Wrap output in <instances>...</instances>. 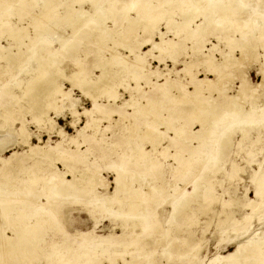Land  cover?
I'll list each match as a JSON object with an SVG mask.
<instances>
[{
  "label": "rangeland",
  "instance_id": "374dc122",
  "mask_svg": "<svg viewBox=\"0 0 264 264\" xmlns=\"http://www.w3.org/2000/svg\"><path fill=\"white\" fill-rule=\"evenodd\" d=\"M0 1H2L3 3L1 4L0 2L1 4L0 6L3 5V8L0 9V18L2 17L1 20H5L8 26L10 27H16L17 25L26 27V36L27 35L28 37L33 36L34 28H32L33 27L32 21L33 23L35 22V24L39 23L41 16L39 15L40 14L39 3L38 4L36 3L35 8H32L30 10L25 9L26 14L23 11L22 15H20L21 13L19 14L16 12V10L18 9H16L17 7L15 6L17 2H22V1L16 0L14 1V3L13 0H0ZM102 1L103 0H100L99 3H102ZM118 1H119L118 2L119 6H121L125 2H128V0H118ZM260 1L261 0H253L248 2L246 5L251 9L253 7L259 8L257 7V5L258 3H262ZM106 4L107 3H104V5ZM154 4L157 3L154 2ZM73 6L75 8L81 7L83 9L92 12V7H91L92 5L88 1L83 3H75L73 4ZM259 9L263 10V8L261 7ZM163 11L165 12L164 8L163 10L161 9L160 12H157L159 17L156 18H160V16L163 15ZM179 12L180 11L177 8L170 12V15L173 13L171 16L172 19L171 21L173 23L181 22L183 13L181 12L182 13L181 14ZM54 13H55L54 16L56 18L59 15L61 16L64 14L62 7L61 8L58 7L54 11ZM3 14H5L7 19H5ZM128 15L135 16V13L130 12ZM119 18L121 19V17ZM120 19H118V21L116 22L113 20H107L105 21V23H103L102 26H104L109 31L111 30V33L105 36L104 40L100 38L104 32V29L102 28L94 29L92 33L90 32L88 34H86V32L84 31L85 35L84 33H82L79 37L76 35H72L73 32L71 28L69 26L67 27L64 25L62 29L59 27L53 28V30L56 29L54 31L55 34H53V31L45 29L47 32L43 31L42 34L39 35L41 41L38 43V45L41 46L45 44L46 41L49 42V40L51 39L53 43L50 45V50L55 51L56 49L60 48L61 46L60 42L54 43L55 41L54 35H58V36L61 35V37L63 36V38L65 39L69 38L71 40L73 39V41L75 42L77 41L74 50L67 49L62 51L63 53L57 54L58 57L62 60L59 64L57 63V67L58 69L62 70L64 74H70V72H75L78 73L77 74L79 75L77 76L78 78L82 76L80 77L82 79L84 76L88 79L94 80L99 75H102L101 69L98 65L102 62V60L110 56V53L113 54L114 52L117 53L114 54L116 55V57L119 56L124 57L125 55L126 56L125 59L127 60L126 66H129L130 65L129 63H131L130 61L133 60V56L135 52L137 54H141L146 52L151 47L150 45H146V44L141 45L140 47L137 48H135L136 47L135 46L134 47L135 52L131 53L128 50V47L129 46L132 47L136 45L137 40H134L136 38L131 39L129 40V42L122 45L121 43H116V41L114 40L119 39L118 38V36L120 35L119 32H122V30H124V27L127 26L126 22L124 20L121 21ZM53 20H54L53 18L49 19L47 21L48 22L47 25H49V23L51 25ZM201 20L203 19H201V16H199L195 19V22L199 23ZM147 21L148 23L151 22V20H146V22ZM163 21L165 22V20L161 19L160 22L159 21L157 22L156 28L154 29L153 33H151L152 39L154 41H160L159 32H163L164 33L163 38L165 40L172 39L173 41H179V45H177V47L175 45L173 50L167 49L163 55H160L159 59L153 57V54L157 55L159 53L157 52L158 50L155 49H154L155 51L152 50V52H150L151 51L150 50L147 51L146 54H143L144 68L142 72L139 73V75L143 74L144 76L141 75L143 77L138 75L134 76L132 72L131 73H129L130 71L128 72L127 67L123 68V66L121 67L119 66L121 72L118 76L117 73H112V71H110L113 69L114 70L117 69L118 68L117 66H106L105 69L109 72L110 77L114 79L113 80L111 78L115 83L113 84V89L114 90L117 89L115 90V93L119 97H117L116 102L113 103L111 99L107 98L105 93L99 95L98 98L96 99V102L99 105V107L104 111H111V112L113 111V112L110 113V115L109 114L107 116L104 115L106 117L102 118V120L100 119V123L98 122L97 127L86 129L83 132H80L81 134L78 133L77 130H79L80 127L84 125L87 120L86 119L87 116L86 115L83 116L81 112L83 113L84 108H94L95 106L88 97V95L85 96L78 86L71 87L70 86L71 84L68 81L64 80L63 78H59L58 84L61 87L60 89L62 91H67L72 98H76L75 100L77 102H75L76 104L72 109H75L80 114L79 116H73L72 113L70 114L71 107L68 106L70 104L68 100H64L63 102L57 100L55 104L57 107L60 108L59 111H57L56 113L54 109H50L46 115H43L41 117L42 120L41 122H39L40 125L39 124L37 125L38 122H36V120L33 119V114L27 112L24 109H21V111L19 110V106L21 105L26 106L24 99L21 100V98H19L18 101L21 105H17L16 104L17 102L16 101L14 102L15 99L12 97L13 94L16 95L21 94L19 86L21 87L23 83L27 80V78H29V76L31 75L30 71H32L36 65H37L36 66L37 69H39V67L40 68L42 67L41 62L36 58L35 55H33L35 52V48H31L29 50L28 56L24 58L22 61L18 60L13 64H9L6 62L5 59L0 58V85L3 84V88L0 89V113H1L0 125L6 122V125L4 124V127L6 128L3 129H7V126L9 124L10 125L8 127L12 126L14 129H19V127L21 126V121L19 119L8 121V119H6L5 117L8 112L7 110L13 108L14 111L17 110L16 114L18 118H21L24 121L25 127L27 128V130L31 135L30 143L32 144H36L39 146L55 145L58 141H61V137L57 132V130L59 131L60 129H62L64 133L66 132L65 133L66 137L70 138L72 135V137L76 138L75 140L78 139V141L76 142H79L80 144L79 149L84 150L88 148L89 151L87 153L77 152L76 145H74V143L72 144L70 140L66 142L65 141L62 142L61 146L59 147V150L66 151L64 155H66L67 158L73 155L72 157H74L75 160L72 158L69 159H71L70 161H72L76 165L75 167L76 175L81 174L79 173L80 170H84L86 175H88L89 173H95L97 175L99 181L102 183V186L97 188L100 195H103L106 192H112L114 190L115 187L114 176H116L114 172V168L117 166L122 167L125 158H127L128 156L130 157L132 156L131 161L134 162V164L135 163L137 164L140 163V164L137 166L138 170H135L136 165L132 167L130 166L132 171L129 170L127 172L128 176L129 174H131L129 177L126 175L127 173H125V181L127 178L126 182L127 183L129 181L131 182V183L129 182L130 184L126 185L128 186V188L130 186L131 189L137 187L140 181L144 183H149L150 181H153L154 183H160L161 180L164 179L165 182L168 183V189L165 192V194L159 199L153 200L152 202L153 208L151 205L150 206L151 209L147 211L146 215L138 216V220H137L138 222L144 221L147 224V232L145 234H142L141 236H138V238H142V240L148 242V243L146 242L147 243L146 248L150 251V254L143 261L148 262L149 260H152L153 264H182L181 262L185 261L184 258H186L189 255L192 256V253L186 252V254H184L183 256L181 255L179 257L177 255L178 250L180 251V253L183 254L185 253L186 249H188L189 243L195 242L198 249L200 247V251L198 250L199 252H197L195 256L196 259L198 261H201L200 264H212L210 263L212 259L214 258L220 259L221 258L220 255L221 256L228 255L230 252L235 250V248H237L239 243H244L249 238L254 237L255 233H258V235L259 234L263 235L264 233V219L259 220L257 215H252L251 218L252 220H250V228L249 231L246 233L240 234L239 233L240 231H234L232 227V224L235 220H242L241 218L250 212V209L247 208L246 203L249 200L255 199L254 196L255 178L259 173H261V171L264 170V125L261 126L258 130L249 131L250 139H245L243 141H240L241 135L239 131H237L232 136L233 139L232 144L228 145L226 148H223L224 150L222 153H220V156L217 160L218 165L222 166L221 170L207 169L208 170L207 172V170H204L206 167V163L194 162L192 164L193 166L190 169V171H188V173H186L185 176H180L179 172L181 171V169H179L178 167L182 168V164L175 157L180 154V156L182 155L181 157H183L181 158L182 160L186 159V157L188 158L189 149H190L188 145L189 144L195 146L198 145L200 141L199 140L200 136H202L203 132L200 130L199 127L200 125L197 122L187 119L185 113L183 112L184 99L181 100L182 103L179 102L180 100L178 101V103L176 104L174 103L175 97L177 95L176 92L178 90L177 88H174V86L179 83L178 85L184 87L183 84L186 82L185 83L186 89L193 88V86L189 84L188 76L184 74L181 68H184L185 66L184 63L190 62L196 57H193L195 55L194 46L192 45L191 39L190 38L188 39L187 34L185 32H177L176 34V28H174V26H171V28L167 30V27L165 26L166 23L164 24ZM13 24H15V26ZM57 30L60 32H58ZM112 30L118 33L112 32ZM257 30H258V34L256 36L257 38L256 42L258 45L255 52L257 57L255 55L254 56L250 55V53L247 52V50L242 57L241 55L242 53H240L238 49H235L233 55L237 60L239 61L241 60V61L239 63L238 62L235 63L234 66L233 67L231 66L229 69L225 68L226 71H224L225 76L222 87L223 90L230 95L233 94L236 95L235 93L239 89L241 81L238 74L240 71L244 72L248 82L251 85L261 82L263 79V76H261V74L263 73L260 70L262 66H264L263 63L264 46L261 45L260 39L258 38L264 37V24H262V27L260 29L257 28ZM226 31L227 30L221 31L222 33L220 32V34L217 35H219L222 38L225 36L233 37L235 40L241 42V36L239 31H235V33L232 32L228 33ZM61 32L63 33V35L61 34ZM0 34H1L0 46L3 47L4 49H7L8 52H16L17 49L24 50V46L22 44L18 45V42L20 41L17 40L15 41L13 38L9 36V30L0 32ZM66 34L67 36H65ZM137 34L138 36L141 37V39H143V37L148 35V34H144L141 29L137 30ZM82 35L83 37H81ZM216 38L217 37L215 35H211V34L210 36L208 35L206 37L205 46L206 49L210 48V50L205 51V53L213 56L217 62H221L222 61L221 54L224 52H228L230 45L226 43L224 38H223L224 40L218 38L216 39ZM111 39L113 40L111 41ZM23 42L24 43L28 42V38L24 36ZM70 42L73 43L72 41ZM70 42L67 41L68 43L67 45H69ZM62 43L64 44V42ZM113 43L116 44L112 45ZM109 46L113 49L112 52ZM114 47L116 50L114 49ZM68 50L71 52H69ZM7 51H3V53L7 54L8 53ZM173 51L174 53H172ZM198 64L199 66L196 65L193 66V68H191V70L194 73L196 71L198 72L196 76L197 78L200 79L207 77L209 79L216 80L217 76L214 73L211 74V72H208L207 68L203 64L200 63ZM78 65L81 67H79ZM122 70H124V72H122ZM79 71H81V73ZM116 75L118 77H116ZM114 76L116 78H114ZM137 76L139 77V79ZM164 77L165 78L169 77V80L171 81L170 82L171 85H173V83L174 85L173 86L163 85L162 87L158 86L165 82ZM119 80H121V82H119ZM135 83L137 84L136 86L139 85L140 87L139 90L136 89ZM135 89L136 91L139 92H135ZM261 89L262 88L258 89L259 93L262 92ZM256 93L245 101L244 109L248 110L251 107V103H252L253 105L258 107L259 115L262 119H264V96L258 97L256 96L257 95ZM132 94L133 96L130 98ZM212 94L215 95L217 93L213 91ZM59 95L60 94H58V96ZM60 98L61 97H58L59 100ZM133 98L135 101L133 100ZM129 99H132V101L134 102L137 101L136 102L138 104L137 106L140 105L142 106L145 104V102L146 105L149 104L147 106L144 105L148 109L147 111L145 110L146 109L145 107L142 106L143 107L142 108L140 106L143 111L145 110V113L147 112L146 114L144 113L146 117L145 115H142V113L141 114L137 113L139 110L135 112V114H133V110L136 107L135 106L136 104L134 102H132V105L130 106L122 105V101H126ZM184 101L186 104L187 101L186 100ZM148 106L155 107L154 109L156 110V112H154V115L153 113H151L152 110L150 109V107L148 108ZM168 110L169 111L173 110L172 111L173 113H168ZM96 112L94 113V115L100 117V113H98L99 114L98 115ZM167 113L171 114L172 116H168ZM162 118L163 121L164 120L169 121V124H173L177 126L179 125L185 126L186 128L184 130L187 132V135L189 137L188 140L181 141L183 144L180 142L181 146H178V148L176 146L170 145V147H168L169 150L168 151L165 150L166 152L164 151L163 156L161 154V156L158 157L157 159V162H159L158 166L153 168L150 167L146 168V166L143 165L142 161L146 160L147 157L144 158L142 156H136L131 154H133L134 151L137 150V147H143L146 149L152 148L151 143H147L145 140H143L142 135L141 137L139 136V134H142V131L146 129L145 128L146 125H144L145 122L146 121L148 122L150 119L152 121L153 119L158 120L157 121L159 123V124L157 123L158 127L152 125L156 131L157 129L166 131L161 133L160 136L162 138L161 141L162 143L157 145V148L160 151H162L163 147H165V145L167 146V144L171 142V141L169 142L170 140L169 136H173V132L171 130L168 131L165 129V127H163L165 125L160 123L162 121ZM50 119L54 121L53 125H51ZM52 127L54 128L52 129ZM132 128L134 129L131 130ZM125 134L131 135L129 137L130 140L129 138H125L124 136ZM139 138H142V140H140ZM174 142H178V141H174ZM202 150L203 152H205V148ZM24 151L25 152L28 151V146L23 145L21 143L9 145L7 149L0 152V158H8L12 155L13 152H17L18 157H21V155L24 154ZM151 156L154 155L152 154ZM139 158L140 161H138ZM12 163H13V159H12ZM21 163H22L21 169H19L17 166L14 165L11 167V169H8L7 171L4 172L0 171V181L4 182V184L0 183V197H3V195L12 194L14 192L16 194H23L25 193V191H29V194L31 195V198L28 201H23L22 204L20 203L12 204L13 209L10 211V214L13 217V219L16 220V222L12 220V218L7 222L3 220L5 224H8V226L6 225L7 226L6 229H5V224L2 222L4 224L2 225L1 223V225L4 227L0 228L2 231V232L0 231L1 232L0 235H2V237H4L5 240L0 236V240H1L0 254L2 255V256L0 255V259H3L0 260V264H49L51 260L55 259V256L56 258L58 257L57 250L58 251L61 250L64 245L70 246V248H73L75 252L77 251V253L73 252V254H66V258H67L66 264H82V263L84 264L83 261L86 258L78 254L80 247L84 244L83 242H92L90 241L91 239L89 240V238L95 235H107L112 231H115L116 233H121L122 230V228L120 227L121 221L119 218H115L116 217L115 215L118 214L116 208L118 207V204L116 203L108 204V203H104L102 200H94L93 198L94 192L89 194L83 192L82 194L85 195L84 197H77L72 195L67 196L64 200H61L60 204L59 203H54V204L50 203L48 205L42 204V201H44L45 198L44 195L38 193L35 194L34 192V190L37 189L39 185L41 186L42 183H38L35 187L32 186L31 190H24V188H26V186L29 184V182L27 181L28 177L34 171L38 172V168L47 167L48 161L42 160L36 154H33L31 158L21 159ZM1 164L2 163L0 160V170L3 166ZM233 164H236L239 167V170L232 175L230 173L232 171ZM52 167H54L59 173L67 170V168L63 165V162L62 161L60 162L59 160L53 161ZM24 174L26 176L28 175V177H26ZM195 174L199 176L198 182H201L200 183L201 185L206 184L207 186H209L210 184L213 193L212 195L213 200L211 199L210 203L204 200L203 192L200 195L201 190H203L204 188L203 189L202 187L199 189L194 188L195 182L192 177ZM41 175L44 177L45 181H49V182L54 181V179L56 178V173L43 172L41 173ZM65 177L70 179L71 174L67 172L65 174ZM10 187H14L16 189H11ZM198 191L200 192L198 193ZM190 193L192 194V196ZM122 195L125 196L122 202L126 206L125 199L129 198L128 194H122ZM184 196L190 198L192 201L189 205L191 211H189L190 215L187 223L184 224L180 223L179 225L177 224V222L175 223V221H171V217L173 214L174 205H176L179 202V200H183L185 198ZM82 201H84V203L85 202L88 203V207L91 206L90 207L92 209L91 212L86 210L88 208L79 204V202L81 203ZM7 206H11V205L8 204ZM108 206H110V208L108 211H106L105 208H107ZM225 211L232 213L229 220H225ZM40 212L46 213L50 221L43 222L41 226L38 227L37 226L24 227L27 224L29 225V221L34 220L33 218L35 217L36 213H40ZM125 213H127L126 215L129 216L128 212ZM179 214L180 216H182L183 211H180ZM30 216L31 218H29ZM132 217L133 219L136 218V216L132 215L131 219ZM21 218L22 221H24V223L21 222ZM11 220L12 222H10ZM13 221L15 222V224ZM133 222L135 223L136 221ZM133 222L129 219L127 220L128 224H131ZM9 224L11 225V227L13 226L12 228H16L13 231L15 232V235L19 233L18 235L22 234L21 237L20 236L18 237V235L17 236L13 235L14 233L12 232V229L10 230ZM16 224L21 225L22 228L21 226L19 227ZM114 225L117 226L115 227L114 230H112V226ZM217 225H219V227L222 229H219ZM18 228H19V232H17ZM26 228L27 230H24ZM21 229L22 231H20ZM23 230L25 231L26 235L28 233L29 234L25 236ZM137 230L138 227H135L134 231ZM82 232L86 234L83 236V239H80L78 238L77 234H80ZM189 234H191V237L189 236ZM219 234L222 236H220ZM217 235H219L221 238H219V236ZM7 236L8 239L9 236L11 240L13 238L12 241L16 243L14 244V242L12 241L10 242V239L6 240ZM17 237L20 239H18ZM217 238H219L220 240L218 241ZM157 239L162 240V242L156 244L155 240ZM172 239L175 240L171 245L172 251L167 252L166 255H164L162 253L164 248L163 245L168 246V240H172ZM2 240L6 244L3 243ZM12 244L15 245V247ZM8 247L11 248L9 249ZM13 253L15 257L10 255V254L13 255ZM17 253L19 256H16ZM5 255L6 258L4 259ZM244 255L247 256V259L243 263L245 264L257 263V259L255 255H252L251 248H247ZM12 257L13 259L10 260ZM86 257L88 258V256ZM24 258L26 259V261ZM19 259L21 261H19ZM94 261L97 264H107V263L115 264L117 262H120V257L115 255V252L113 250H110L109 252H105V253L97 252ZM216 263L218 264V262ZM216 263L214 262V264ZM56 264H60V263H56ZM263 264H264V255H263Z\"/></svg>",
  "mask_w": 264,
  "mask_h": 264
},
{
  "label": "bare ground",
  "instance_id": "6f19581e",
  "mask_svg": "<svg viewBox=\"0 0 264 264\" xmlns=\"http://www.w3.org/2000/svg\"><path fill=\"white\" fill-rule=\"evenodd\" d=\"M14 1H16V0H13V3H14ZM20 1H22V2H17L16 6H15V7H17L16 9H18V10H16V12L19 14L21 13L20 15H22L23 11L25 13V9L30 10L32 8H35L36 3L37 4L39 3V5H40V7H39L40 8V12H39L40 14L39 15H41L40 21L37 24H35V22L33 23V21H32V25H33L32 28H34V34H33V36L28 37V35L26 36V27L18 26V25L16 27H10V26H8V24L6 23L5 20H1V18H2L1 17L0 18V32H4V31L9 30V36L11 38H13L15 41L16 40L20 41V42H18V45L22 44L24 46V50L23 49H17V51L15 50L16 52H8L7 49H4L3 47L0 46V58L5 59L6 62L9 64H13L14 62H16L18 60L22 61L24 58H26L28 56L29 50L31 48H35V52L33 55H35L36 58L41 62L42 67L41 68L39 67V69H37L36 68L37 65H36L35 68L32 71H30L31 75L29 76V78H27V80L23 83V85L21 87L19 86L20 92H21L20 95H16V94L12 95L11 91H10L11 92L10 94L15 99L14 102L15 101L17 102L16 103L17 105H21L18 101L19 98H21V100L24 99L26 106H24V105L19 106V110L21 111V109H24L27 112H30L31 114H33V119H35L36 122H38L37 125L39 124V122H41V120H42L41 117L43 115H46L50 109H54V111H56V113H57V111H59L60 108L57 107L55 104L57 102V100L60 102L61 101L63 102L64 100H68L70 103L68 106L71 107L70 114L72 113L73 116H79L80 113L77 112L75 109H72V108H74V106L76 104L75 102H77L75 100L76 98H72L67 91H62L60 89L61 87L58 84V79L63 78L64 80L68 81L71 84L70 85L71 87L72 86H78L81 89L82 93L85 96L88 95V97L90 98L92 103L95 105L94 108H84L83 113L81 112V114L83 116L84 115L87 116V118H86L87 120H86L85 124L82 125L79 130H77L78 133L83 132L84 130L89 129V128L91 129L92 127L93 128L97 127L98 122L100 123V119L102 120V118L106 117L108 114L110 115V113L113 112V111L112 112L111 111H104L99 107V105L96 102V99L98 98V96L101 95L102 93L103 94L105 93L107 98L111 99L113 103H115L117 100V97H119L115 93V90H117V89H115V90L113 89V84H115L113 82L114 79L112 77H110L109 72L105 69V67L106 66H117L118 67L117 69H115V70L113 69L110 71H112V73H117L118 76L121 72V69H120L121 66H123V68L127 67L128 72L129 71H130L129 73L132 72L134 74V76L135 75L141 76L143 74L139 75V73H141L143 68H144L143 54H146V52L150 51V50H151L150 52H152V50L155 49V50H158L157 52H159V53L157 55L153 54V57L159 59L160 55H163L167 49L173 50L175 45H176V47H177V45H179V41H173L172 39L165 40L163 38V35H164L163 32H159L160 41H154L152 39L151 33H153L154 29L157 26V22L158 21L160 22L161 19L165 20V22L164 21L163 22H164V24L166 23L165 26L167 27V30L170 29L171 26H174V28H176V34H177V32H185L187 34L188 39L189 38L191 39L192 45L194 46L195 55L193 57H196L195 59L191 60L190 62L184 63L185 64L184 68H181V70L184 72V74H186V76H188L189 84H191L193 86V88L186 89V87H185L186 82L183 84L184 87H181L180 85H178L179 83L174 86V88L178 89L176 92L177 95L175 97L174 103L175 104L178 103L179 100H180L179 102H181V100H183V99L186 100L187 101L186 104H185V101L183 100V103H184L183 104V106H184L183 112L185 113L188 120L190 119L191 121L197 122L200 125L199 126L200 130L203 132L202 136H200V139H199L200 141H199L198 145H196V146L191 145V144L188 145V147L190 148L188 158L186 157V159L182 160L181 158H183V157H181L182 155L180 156V154L175 157L182 164V168L178 167L179 169H181V171L179 172L180 176H185V174L188 173V171H190V169L192 168V166H193L192 164L194 162L206 163V167L204 170H207V169L221 170L222 166L218 165L217 160L220 156V153L223 152V150H224L223 148H226L228 145L232 144V142H233L232 136L237 131H239L240 135H241L240 141H243L245 139H250L249 131L258 130L261 126L264 125V119H262L260 117L257 106H255L251 103V107L248 110L244 109L245 101L249 97L253 96L256 92H257L256 96H258V97L264 96V66H262V68L260 70L263 73V74H261V76H263L262 81L254 84V85H251L248 82L247 77L245 76L243 71L239 72L238 76L240 77L241 84L239 86V89L235 93L236 95H234V94L230 95V94L226 93L222 87L224 76H225L224 71H226L225 68L229 69L231 66L233 67L235 63H237V62L239 63L241 61V60L240 61L237 60L234 57L233 54H234L235 49H238L240 51V53H242L241 54L242 57H243L244 53H246V50H247V52L250 53V55H252V56L255 55L257 57V55L255 53L256 49H257V45H258L256 42V39H257L256 36L258 34L257 28L260 29L262 27V24H264V3H263L264 0L260 1L263 4L258 3V5H257V7H259V8L261 7V8H263V10H261L259 8H254V7L252 9L247 7L246 4L250 1H253V0H128V2L123 3L121 6L118 5V2H119L118 0H103L102 1L103 4L99 3L100 0H20ZM87 1L90 2L92 5L91 6L92 12L88 11L86 9H83L81 7L75 8L73 6V4H75V3H83V2H87ZM0 2H1V4H3L2 1H0ZM154 2H156L157 4H154ZM104 3H107V4L104 5ZM58 7L59 8L62 7L64 14L61 16L59 15L56 18L54 16L56 12L54 13V11ZM1 8H3V5L0 6V9ZM163 8H164L166 13L163 11V15L160 16V18H156V17H159L157 12H160L161 9L163 10ZM176 8L180 11L179 13H181V12L183 13V17L181 18V22H179V23H176V22L173 23L171 21L172 20L171 16L173 13L170 15V12L175 10ZM130 12H134L135 16L128 15ZM3 15H4L5 19H7L5 14H3ZM199 16H201V19H203V20H201L199 23H196L195 19ZM119 17H121V19ZM52 18L54 19L52 21L53 24L51 23V25H50V23H49V25H47V23H48L47 21L49 19H52ZM118 19H120L121 21L124 20L126 22L127 26L124 27V30H122V32H119V34H120L118 36L119 39L114 40V41H116V43H121V45H122V44L129 42V40L136 38V39H134V40H137L136 45H134L132 47L131 46L128 47V50L131 53L135 52L134 51L135 48L140 47L141 45L146 44V45H150L151 47L146 52L141 53V54H137L135 52L134 56H133V60H131V61L129 60L131 62V63H129L130 64L129 66H126L127 60L125 59V57H126L125 55H124V57H121V56L116 57V55H114V54H117L114 52L116 50L114 47V49H115L113 51L114 54L110 53V56H108L106 59L102 60V62L98 65L101 69L102 75H99L94 80L88 79L84 76L82 79L80 78L82 76H80L78 78L77 76H79V75H77L78 73H75V72H70V74H64V72H62V70L58 69V67H57V63L59 64L62 61L58 57L57 54L63 53L62 51L67 50V49L74 50L75 49L74 47H76L77 41L75 42V41H73V39L71 40L69 38L65 39V38H63V36L61 37V35L60 36L54 35L55 36L54 43L60 42L61 43L60 48L56 49L55 51L50 50V45L53 43V41L51 39L49 40V42L46 41L45 44H43L41 46L38 45V43L41 41V39L39 38V35L42 34L43 31H46L45 29L53 31V34H55L54 31L56 29L53 30V28L59 27L62 29L64 27V25L67 27L69 26L71 28V30L73 32V33L71 32L72 35H76L79 37L82 33H84V35H85V32H86V34H88L90 32L92 33V31L94 29L102 28V29H104V32L100 38L102 40H104L105 36H107L108 34L111 33V30L109 31L104 26H102L103 23H105V21H107V20H113L116 22V21H118ZM146 20H151V22L148 23V21L146 22ZM13 25L15 26V24H13ZM138 29H141L144 34H148V35L143 37V39H141V37L138 36V34H137ZM64 30H66V29H64ZM225 30H227L226 32H228V33L229 32L235 33V31H239L240 36H241V42L238 40H235L233 37H227V36L223 37L225 39L226 43L228 45H230V48H229L228 52H224L221 54L222 61L217 62L213 56L205 53V51L210 50V48L206 49L205 41H206V37L208 35L210 36V34L215 35L218 39H223L222 37H220L217 34H220L221 31H225ZM58 32H60V31H58ZM112 32H115V31L112 30ZM115 33H118V32H115ZM61 34L63 35L62 32H61ZM112 34H114V33H112ZM24 36L28 38V42H26V43L23 42ZM65 36H67V34ZM76 36H75V38H76ZM81 37H83V35ZM113 39H111V41ZM258 39H260L261 45L264 46V37H259ZM67 41H69V42L72 41L73 43L70 42L69 45H67L68 44ZM62 42H64L65 45ZM116 43H113L112 45H114ZM16 48H17V46H16ZM110 50L112 52L113 49L110 47ZM3 51H7L8 53L7 54L3 53ZM69 52H71V51H69ZM65 53H66V51H65ZM172 53H174V51ZM113 55H114V57H113ZM35 61H37V60H35ZM158 62H159V60H158ZM198 63L203 64L207 68L208 72H211V74L214 73L217 76L216 80L209 79L207 77L200 78V79L197 78L196 76H197L198 72L196 71L194 73L191 70V68H193V66H196V65L199 66ZM77 64H80V63H77ZM75 65H76V63H75ZM79 67H81V66H79ZM29 69H31V68H29ZM28 72H29V70H28ZM31 72H33V73H31ZM79 72L81 73V71H79ZM122 72H124V70H122ZM117 75H116V77H118ZM85 76H86V74H85ZM130 76H132V75H130ZM143 76H141V77H143ZM116 77L114 76V78H116ZM141 77H140V79H141ZM138 79H139V77H138ZM164 81L165 82L163 84L158 85V86L162 87L163 85L164 86L165 85H167V86H173L174 85V83H173V85H171V83H170L171 81L169 80V77L165 78ZM119 82H121V80H119ZM133 82H135V81H133ZM177 82H179V81H177ZM136 85L137 84L135 83V86ZM117 87H118V85H117ZM132 87H134V86H132ZM2 88H3V84L0 85V89H2ZM171 88H173V87H171ZM259 88H262L261 93L258 92ZM136 89L137 90L140 89L139 85L136 86ZM136 89H135V92H139V91H136ZM213 91H215L217 93V94H215L216 96L212 94ZM58 94H60V95L58 96ZM132 96H133V94L130 96V98ZM58 97H61L62 99L60 98V100H59ZM165 98H167V97H165ZM133 100H134V98H133ZM134 101H132V99L122 101V105L130 106V105H132V102H134ZM136 102H134L136 104L135 105L136 107L133 110V114H135V112H137L139 110L137 113H140V114L142 113V115H145L147 113V112L145 113V110L146 111L148 110L144 106V105H146V102H145V104L143 103L144 105H142L143 107L146 108L144 111L141 109V107H142L141 105H140L141 107L137 106L138 104ZM147 105H149V104H147ZM1 106H2V104H1ZM62 106H64V105H62ZM149 107L150 106H148V108ZM154 108L155 107H153V106L150 107V109L152 110V111L151 110L150 111H151V113H153V115H154V112H156V110ZM7 111L8 112H7L6 116L4 115L6 117V119H8V121H11L14 119H19L21 121V126L19 127V129H14L12 126L8 127L10 125L9 124L7 126V129H3V128H6V127H4V124L6 125V122L4 124L0 125V152L7 149L9 145H14L17 143H21L23 145L28 146V151H26V152L24 151V154L22 152L23 155H21V157H18L17 152H13L12 155L8 158H0L1 163H2L1 165H3L0 171H2V172L7 171L8 169H11V167L14 165L17 166L19 169H21V166H22L21 159L31 158L33 154H36L40 159L48 161V166L45 168L44 167L38 168V172L34 171L29 177H28V175L26 176L24 174L26 177H28L27 181L29 182V184L26 186V188H24V190H31L32 186L35 187L38 183H42L41 186L39 185V187L34 190L35 194L38 193V194L44 195L45 198H44V201H42V204H47V205L50 203L51 204L52 203L53 204L54 203L60 204L61 200H64L67 196H70V195L77 196V197H84L85 195L82 194L83 192L88 193V194L94 192V195H93L94 200H102L104 203H108V204H113V203L118 204V207H116L118 214L115 215L116 216L115 218H119L121 221V224H120V227L122 228L121 233H116L115 231H112L107 235H95V236H91L89 238V240L91 239L90 241H92V242H83L84 244L80 247L78 254L80 256H84L86 258L83 261L84 264H86V263L87 264H97L94 261V259L96 257V253L97 252L98 253L99 252L105 253V252H109L110 250H113L115 252V255L120 257V262H117L115 264H153L152 260H149L148 262L143 261L150 254V251L146 248L148 242L145 240H142V238H138V236H141L142 234H145L147 232V224L144 221L138 222L137 220H138V216H143V215L147 214V211L149 209H151L150 206L153 204L152 203L153 200H157L165 194V192L168 189V183H166L164 179H162L160 183H154L153 181H150L149 183H144V182L140 181L138 183L137 187H134L131 189V186H130L128 188V186H126V185L130 184L131 182L129 181L130 183L129 182L127 183L126 182L127 178L125 181V173H127L129 170H131L130 166L132 167V166L136 165L135 170H138L137 166L140 164V163L134 164V162L131 161L132 156L131 157L128 156L127 158H125V161L123 162L122 167L117 166L114 168V172L116 175V176H114V182H115L114 190L112 192H106L105 194L100 195L97 188L101 187L102 183L99 181L97 175L95 173H89L88 175H86L84 170H80L79 173H81V174L76 175L75 174L76 173L75 172L76 171V169H75L76 165L72 161H70L71 159H69V158H72L75 160V158L72 157L73 155H71L70 157L68 156L69 158H67L66 155H64V153L66 151H60L59 150V147L61 146L62 142H64V141L66 142L68 140H70V142H72V144L74 143V145H76V151L79 153H82V152L87 153L89 151L88 148H86L84 150L79 149L80 144H79V142H76V141H78V139L75 140L76 138L72 137V135L70 138L66 137V134H65L66 132L64 133L62 131V129H60L59 131L57 130V132L59 133V135L61 137V141H58L55 145L39 146L36 144H32V143H30V136L31 135H30L29 131L27 130V128L25 127L24 121L21 118H18V116L16 114L17 110L14 111L13 108H10ZM172 111L168 110V113H173ZM5 112H6V110H5ZM95 112L97 114L100 113V117L95 116L94 115ZM0 115H1V113H0ZM104 115H106V116H104ZM142 115H140V116H142ZM168 116H172V115L168 114ZM145 117H146V115H145ZM49 118H48V120H49ZM104 120H106V119H104ZM149 121L145 122L144 125H146V127H145L146 129L143 130L142 134H139V136L141 137V135H142L143 140H145L147 143H151L152 148L146 149L143 147H137V150L136 151L133 150L134 153L131 155L142 156L144 158L147 157L146 158L147 161L146 160L142 161L143 165L146 166V168H149V167L153 168V167H156L159 165V162H157L158 157H160L161 154L163 156L164 151L165 150L168 151L169 150L168 147H170V145L176 146L178 148V146H181L180 145L182 143L181 141L188 140L189 136L187 135V132L184 130L186 128L185 126H180V125L177 126V125L169 124V121H167V120L163 121V118H162V121L160 123L165 125L163 127H165L166 130H168V131L171 130L173 132V136H169L170 137L169 142L170 141L171 142L169 144H167V146L165 145V147H163V150L160 151L157 148V145L162 143L161 142L162 138L160 135L165 130H158L157 129V131H156L153 126L158 127V124H159L157 122L158 120L153 119V121H152L150 119ZM50 123H51V125H53L54 121H52V119H50ZM71 124H73V123H71ZM53 128L54 127H52V129ZM133 129L134 128H132L131 130H133ZM124 136H125V138H129L131 135L125 134ZM139 139L142 140V138H139ZM129 140H130V138H129ZM173 140L178 141V142H174ZM204 148H205V152H203V150H202ZM152 152H155V153H152ZM152 154L154 156H151ZM175 154H176V152H175ZM140 158L138 161H140ZM12 159H13V163H12ZM134 159H136V158H134ZM55 160H59L60 162L62 161L63 165L67 168V170L59 173L54 167H52L53 161H55ZM35 169H37V168H35ZM147 170H149V169H147ZM238 170H239V167L236 164H233L232 165V171L230 174L233 175ZM43 172L56 173V178L54 179V181H51V182L45 181L44 177L41 175V173H43ZM67 172H69L71 174L70 179L65 177V174ZM138 172H140V171H138ZM207 172H208V170H207ZM126 175L128 176V173ZM130 175L131 174H129V176ZM140 177H141V175H140ZM192 178L195 182L194 188H196V189H199L201 187H202V189L204 188L203 190L200 189L201 192L198 191V193L200 192V195H201V193L203 192L204 200L208 201L210 203V201L212 199V195H213L210 184H209V186H207L206 184L201 185L200 184L201 182H198L199 176L197 174H195ZM0 183L4 184V182H2V181H0ZM10 188L16 189L14 187H10ZM122 194H128L129 198L125 199L126 206L122 202L123 199L125 198V196H123ZM191 196H192V194H191ZM254 196H255V199L249 200L246 203V206H247V208L250 209V212L247 213L246 215H244L241 218L242 220H235L232 224L234 231H240L239 232L240 234H243V233H246L249 231L250 220H252L251 219L252 215H257L259 220L264 219V170L261 171V173H259L255 178V195ZM184 197L185 198L183 200H179V202L176 205H174L173 214L171 217V221H175V223L177 222V224H179V225H180V223L181 224L187 223L189 215H190L189 211H191V208L189 207V205L192 201L190 198H188L186 196H184ZM30 198H31V195L29 194V191H25V193H23V194H16L14 192L12 194L3 195V197H0V228L4 227V226H2L5 224L3 222V220H5L7 222L12 218V220H14L16 222V220L13 219V217L10 214V211L13 209L12 204H16V203L22 204L23 201H28ZM3 202L4 203L6 202L5 204H7V205L10 204L11 206H7ZM79 204L88 208L86 210H88L89 212L92 211V209L90 208L91 206L88 207V203H86V202L84 203V201H82L81 203L79 202ZM204 204H205V202H204ZM85 207H84V209H85ZM109 208H110V206L105 208L106 211H108ZM152 208H153V205H152ZM180 211H183V215L181 214L182 216H180V214H179ZM125 212H128L129 216L126 215L127 213H125ZM231 214H232L231 212L225 211V220H229ZM132 215L136 216V218H134V219L132 217L133 220L131 219ZM29 218H31V216ZM208 218H209V216H208ZM33 219H34L33 221H29V225L27 224L28 226L25 225L24 227H33V226L38 227V226H41V224L43 222L50 221L48 218V215H46V213H43V212L36 213V215ZM128 219L131 220L132 222L133 221H136V222L128 224L127 223ZM12 220L10 222H12ZM17 220H18V218H17ZM15 222H14V224H15ZM21 222L24 223V221H22V218H21ZM1 223H2V225H1ZM17 223H19V222H17ZM6 225L8 226V224H5V229L7 227ZM16 225H18V224H16ZM21 225H22V223H21ZM21 225H18V226L20 227ZM117 225L112 226V230H114ZM219 225H217L218 228L222 229L219 227ZM224 226H222V227H224ZM9 227H10V230L12 229V232L14 231V229H16V228H12L13 226L11 227L10 224H9ZM9 227H8V230H9ZM135 227H138L137 231H134ZM21 228H22V226H21ZM225 228H227V227H225ZM24 230H27V228ZM0 231H1V229H0ZM20 231H22V229ZM17 232H19V228H18ZM13 233H14L13 235H15V232H13ZM239 233H238V235H239ZM24 234H25V231H24ZM85 234L86 233L82 232V233L77 234V235H78V238L83 239V236ZM166 234H168V233H166ZM234 234H236V233H234ZM17 235H15V236H17ZM21 235H18V237L19 236L21 237ZM27 235L25 234V236H27ZM219 235H217V236H219ZM254 235H255L254 237L249 238L246 242L239 243L237 248H235V250L230 252L228 255H226V256L220 255V257L222 259L220 257L219 258L221 260L218 258H214L210 261V263L214 264V262L215 263L218 262V264H245L243 262H245V260L247 259V256H245L244 253L246 252L247 248H251L252 255H255V257L257 259V263H254V264H263L264 233H263V235H260V234L258 235V233H255ZM0 236L2 237V235H0ZM3 236H5V235H3ZM189 236L191 237V234H189ZM220 236H222V235H220ZM220 236H219V238H221ZM2 238L4 239V237H2ZM219 238H217L218 241L220 240ZM9 239H10V236H9ZM9 239L7 236L6 240H9ZM18 239H20V238H18ZM12 240H13V238H12ZM12 240L10 239V242ZM83 241H85V240H83ZM174 241H175L174 239L168 240V246L163 245L164 248H163L162 253L164 255H166L167 252L172 251L171 245ZM0 242H1V240H0ZM2 242H3V240H2ZM12 242H14V241H12ZM155 242H156V244H159L162 242V240L157 239V240H155ZM3 243H5V242H3ZM15 243L16 242H14V244ZM0 245H1V243H0ZM2 246H4V245H2ZM13 246L15 247V245H13ZM42 246H43V244H42ZM31 247H32V245H31ZM202 247H203V245H202ZM8 248L10 249L11 247H8ZM198 250L200 251V247L198 249L195 242H190L188 245V249H186L185 253L182 254L178 250L177 255L180 257L181 255L183 256L184 254H186V252H190V253H192V256H190L188 254L189 256L184 258L185 261L181 262V263L182 264H200L201 261H198L195 257L196 253L199 252ZM57 252H58V257L56 258V256H55V259H53V260H51L52 259V257H51V259H50L51 262H49L50 260L48 261L49 264H56V263L66 264L67 263L66 254H73V252H75V251L73 250V248H70V246L64 245L63 248L59 251L57 250ZM14 253H16V252H14ZM14 253H13V255L12 254H10V255L14 256ZM75 253H77V251ZM4 254H5V252H4ZM16 256H19L18 253L16 254ZM86 256H88V258ZM23 257H22V259H23ZM5 258H6V255H5L4 259ZM12 259H13V257L10 260H12ZM14 259H16V258H14ZM0 260H3V259H0ZM199 260H201V259H199ZM216 260H218V261H216ZM19 261H21V260L19 259ZM25 261H26V259H25ZM109 264H114V263H109Z\"/></svg>",
  "mask_w": 264,
  "mask_h": 264
}]
</instances>
